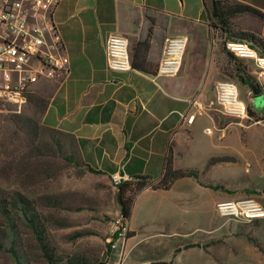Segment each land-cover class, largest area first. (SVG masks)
I'll use <instances>...</instances> for the list:
<instances>
[{
	"label": "crops",
	"instance_id": "0c3cea01",
	"mask_svg": "<svg viewBox=\"0 0 264 264\" xmlns=\"http://www.w3.org/2000/svg\"><path fill=\"white\" fill-rule=\"evenodd\" d=\"M228 1L252 6L263 14L256 29L249 31L264 38V0ZM148 11L157 18L156 25L149 24ZM54 20L71 72L56 86L42 124L69 137L80 162L101 172L93 173L101 181L109 183L115 176L123 181L139 176L157 181L172 149L176 169H201L212 157L239 155L254 178L252 184H264V121L237 123L221 118L211 105L215 85L232 79L221 70L220 61L230 52L221 53L219 37L213 38L205 0H61ZM150 27L154 38L148 59L154 71L166 38H188L181 73L167 77L138 70L110 71L107 39L114 35L128 38L133 56ZM242 60L264 96L262 69L254 59ZM239 87L263 115L264 104L255 101L249 86L241 83ZM198 105L206 113L187 124L186 115ZM110 186L118 204V188ZM205 191L218 190L196 178H183L169 190L141 191L127 223L131 236L118 250L106 253L103 263L185 264L183 260L190 256L212 264L211 258L204 257L205 248L212 244L201 246L185 238L189 234L186 204L191 197L195 204H215L210 194L208 200L204 198ZM191 245L195 247L187 248Z\"/></svg>",
	"mask_w": 264,
	"mask_h": 264
},
{
	"label": "rangeland",
	"instance_id": "374dc122",
	"mask_svg": "<svg viewBox=\"0 0 264 264\" xmlns=\"http://www.w3.org/2000/svg\"><path fill=\"white\" fill-rule=\"evenodd\" d=\"M258 22L249 15L238 16L231 20L233 33L251 32ZM212 32L215 40L216 31ZM218 37L221 53L229 52L223 36ZM245 62L227 56L221 59L220 67L231 77L229 82L238 87L249 119L220 116L249 125L264 121V113H257V106L239 87L241 79L248 76ZM57 85L37 88L19 113L13 111L15 107L0 105V207L10 209V204L2 202L11 200L17 192L33 203L45 226L54 264H70L72 258L104 264L118 222L122 221L110 186L115 183L111 178L109 183L101 181L91 173L78 159L73 141L42 124V115ZM247 169L239 155L229 154L210 158L201 169H188L197 173V180L205 187L222 188L204 192V198L208 200L210 194L215 204H195L194 197L186 204L189 234L185 238L201 246L212 244L204 250V257L211 258L212 264H264V217L248 221L220 209L223 203H247L264 212V184L254 186ZM12 214L15 238L11 237V224L0 213V264H50L30 227L16 213ZM183 263L209 264L190 256Z\"/></svg>",
	"mask_w": 264,
	"mask_h": 264
},
{
	"label": "built area",
	"instance_id": "2783aa9c",
	"mask_svg": "<svg viewBox=\"0 0 264 264\" xmlns=\"http://www.w3.org/2000/svg\"><path fill=\"white\" fill-rule=\"evenodd\" d=\"M61 0H0V105L15 107L21 112L37 88L60 83L71 72L70 58L54 16ZM219 35L218 32L215 33ZM225 47L238 59H254L264 73V57L247 43L226 40ZM188 45L187 37L166 38L156 75L176 77L180 74ZM110 71L125 73L133 70V57L128 38L110 36L106 42ZM221 114L236 119H249L246 104L240 99L238 87L229 82L215 85V100L211 102ZM206 109L187 114L185 121L192 125ZM207 133H211L208 129ZM115 185L123 182L113 178ZM220 209L229 215H241L246 220L260 219L264 212L255 204L223 203ZM110 251L118 250L128 237L127 223L119 221ZM168 264V263H163Z\"/></svg>",
	"mask_w": 264,
	"mask_h": 264
},
{
	"label": "trees",
	"instance_id": "16d2710c",
	"mask_svg": "<svg viewBox=\"0 0 264 264\" xmlns=\"http://www.w3.org/2000/svg\"><path fill=\"white\" fill-rule=\"evenodd\" d=\"M206 10L209 18L210 28L216 32H219L226 40H232L237 42H249L248 44L252 49L258 52V54L264 57V38L256 32H242L233 33L231 20L242 15L252 16L258 21L263 20V14L253 8L252 6L232 1H220L212 0L211 4L205 0ZM147 19L150 25H156L157 18L153 16L152 12L148 11ZM154 38L153 27L148 29L147 35L142 38L133 50V70L142 71L145 73L156 74L152 65L149 62V53L152 46V39ZM246 41V42H245ZM165 42V41H164ZM228 56L233 57L232 53H228ZM244 85H248L251 89L253 97H259L263 95V90L259 83L254 77L248 74V76L241 79ZM251 117V115H250ZM259 120H257L258 122ZM216 161V160H214ZM88 170L94 174H101V172L88 167ZM183 178H196L198 175L193 170L188 169H176L174 167V154L173 150L170 149L167 158L164 173L162 177L157 181H152L149 177H135L137 183L131 182V180L123 181L119 185L117 201L120 206L121 219L124 223H128L132 207L135 200V194L140 193L146 188H152L153 190H169L172 188L174 183ZM212 189L220 190L221 187H212ZM1 204V203H0ZM2 204H10V209L0 207V213L3 218L11 224V237L15 238L16 228L14 217L12 212L20 216L26 225L33 231L36 239L38 240L41 249L47 261L50 264H54L52 254L49 252V245L46 243V230L45 226L39 221V216L33 208V203L21 193L17 192L11 200H3ZM131 236L128 233V238ZM195 246H188L187 248H193ZM207 246H204V248ZM181 250H177L180 252ZM15 253V252H14ZM70 264H88L85 259L72 258Z\"/></svg>",
	"mask_w": 264,
	"mask_h": 264
},
{
	"label": "water",
	"instance_id": "95a60500",
	"mask_svg": "<svg viewBox=\"0 0 264 264\" xmlns=\"http://www.w3.org/2000/svg\"><path fill=\"white\" fill-rule=\"evenodd\" d=\"M254 99L257 102H260L261 105L264 104V96L255 97Z\"/></svg>",
	"mask_w": 264,
	"mask_h": 264
}]
</instances>
